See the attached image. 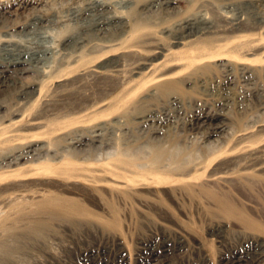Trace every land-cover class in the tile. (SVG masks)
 Here are the masks:
<instances>
[{"label":"bare ground","instance_id":"6f19581e","mask_svg":"<svg viewBox=\"0 0 264 264\" xmlns=\"http://www.w3.org/2000/svg\"><path fill=\"white\" fill-rule=\"evenodd\" d=\"M56 1L0 0V264L54 259L61 228L117 240L186 202L214 229L264 234V0ZM144 126L150 139L130 138ZM106 130L122 143L103 160L43 154Z\"/></svg>","mask_w":264,"mask_h":264},{"label":"rangeland","instance_id":"374dc122","mask_svg":"<svg viewBox=\"0 0 264 264\" xmlns=\"http://www.w3.org/2000/svg\"><path fill=\"white\" fill-rule=\"evenodd\" d=\"M67 3H68V0H60V1L58 0L55 2L54 8L56 10H65ZM243 6L244 7L240 6L241 8L237 7L238 9L236 8V10H234L233 13H236V12L241 13L242 10L250 11V9H248L249 8L248 6L246 5H243ZM32 11L33 9H29L27 12H25L24 15L22 14L21 16L25 20L26 14H30ZM154 14L156 15L157 12H151V13L148 12V14H145L144 16H149V15L153 16ZM68 32H70V30L66 31L64 34ZM58 33L59 31L56 32V35ZM49 59H50L49 57H45V60H43L41 63L37 64L36 66H38L40 70L42 68H49V66H51L52 64L50 62L53 60V59L52 60L51 59L49 60ZM34 75L33 74L27 75L26 78L22 80V82H30ZM253 83L255 82H251V83L242 82L240 84L241 86L239 85V88H240L239 91L246 96L247 95L249 96V94H251L252 91L254 90L256 91V89H259L260 92L263 93L262 91H264V81L262 82L258 81L257 84L255 83L257 85L256 89H254L255 85ZM258 84L262 85V87L258 86ZM247 87H249V89H247ZM3 89L4 88L0 90V100H3V98L5 99L7 97V95H5L7 94V92ZM259 114L261 115V113L252 115L251 119L254 120L256 118L255 116ZM134 133H136L137 135H134ZM179 133L183 134L181 130L179 131ZM119 134L121 133L120 132L115 133L113 131L110 132L109 130H106V132L104 131L101 134V136L98 138L97 141L95 142L88 141L87 144L83 147L77 148V147H74L73 145L63 144L62 146H59V148L57 149L55 148L56 150L53 149L52 151L51 150L44 151L43 154L45 156L55 155L57 157H60V156H64L67 154L73 155L75 153H79L80 155L84 157L94 158L96 160H101V159L103 160V158H107L108 155L111 156V154H114L115 152H117L118 149L116 148L119 147L120 145L119 143H122V135H119ZM138 135L141 136L140 138L144 137L143 139H150L152 137L150 129H148V127H145V126L136 128L135 132H131L130 138L134 139ZM132 136L134 138H132ZM107 141L110 144H108ZM196 143H197L196 138L194 139L190 138L189 142L186 143V145L189 146L187 147L186 150L188 149H191L193 151L197 150V154H199L198 152L199 149H197L198 144ZM213 144H216V143L214 142L212 144L208 143V146L212 147ZM110 145H112V147ZM60 148H61V151H60ZM89 148L91 149V152ZM4 155L5 153L0 155V157ZM198 211L199 210L190 202L183 203L181 204V206H177L174 204V206L172 207V218L168 219L169 221L165 220L163 224L160 225L158 223L159 222L161 223V220H159V217H157V215L154 214L152 217L154 219L153 221H155L154 224H149V225L136 224V225H132L129 227L124 225V227L122 228V236L120 239H117V240L115 239L110 240L111 239L110 237L112 234L102 229H92L91 230V229L82 228L80 229L81 231L78 230L76 232L70 229L68 230L64 229L63 231L62 230L63 228H61L60 229L61 236L57 239L52 240L55 243L54 245L56 246L57 256L53 259L47 255L48 257L47 258L46 253L44 252V253H41L42 255L40 254L38 259L35 258V256L30 257V260H31L30 264H44V262L45 264H68V263L69 264H80V263L90 264L91 262H92L91 264H94V263L95 264L96 263L97 264L98 263L99 264H104V263L105 264H140V263L141 264H230L231 261H233V259L235 260L237 258L242 259L241 264H264V244H263L264 234L246 233L248 235L247 236L246 234L238 232L240 230L237 227L228 226V225H225L224 226L225 228H222V229H214L212 227L216 225L217 219L210 220L208 216L204 214V212L202 214V211L204 210H201V213L200 211L199 212ZM156 222L158 225L156 224ZM209 222H211L212 224L210 223L209 225ZM153 225L154 227H152ZM232 227L235 229H233ZM69 230L71 231V233ZM106 232H108L109 234ZM101 233L105 234V235L103 234L104 237L102 236ZM109 235L110 237H108ZM256 236H258L257 239H256ZM169 238L173 241H171ZM156 239L158 242L155 241ZM158 239H161V240H158ZM252 239H254V241ZM243 240H246L245 241L246 243ZM155 242H157V244ZM171 243L173 245L175 243V245L173 246ZM146 244L152 247L153 249L156 248L157 250L155 249V251H158L161 244L168 245L169 248L171 247L173 250L170 248L169 249L170 251L168 250V252H165L163 254L157 253L155 255L156 258L149 260V261L142 262L138 253L140 252V248L144 247ZM136 246H140V247L138 248ZM65 247H68L69 248L68 251L69 252L71 251V252L69 253L67 250H65ZM120 248L122 249L120 250ZM40 257L42 258L43 261L40 260L41 259ZM119 259H122V261ZM228 260L230 262H228ZM62 261L64 263H62Z\"/></svg>","mask_w":264,"mask_h":264}]
</instances>
